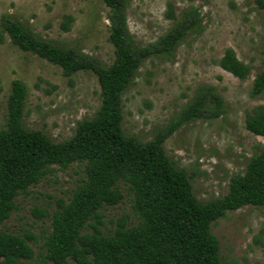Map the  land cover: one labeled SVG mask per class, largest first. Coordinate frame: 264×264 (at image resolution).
<instances>
[{"label": "rangeland", "instance_id": "374dc122", "mask_svg": "<svg viewBox=\"0 0 264 264\" xmlns=\"http://www.w3.org/2000/svg\"><path fill=\"white\" fill-rule=\"evenodd\" d=\"M168 4L176 17L189 7L199 15L196 29L188 32L169 56L144 59L120 96L121 130L146 142L173 121L200 86L220 95L223 114L212 120H193L179 126L162 144L167 158L189 178L199 202L222 197L230 177L244 171L247 160L264 145L244 127L245 112L264 105V90L250 96L254 76L264 62V12L253 0H127L125 23L139 48L155 43L173 26L165 18ZM8 16L40 39L74 50L102 65L113 57L108 38V8L100 0H0V19ZM68 18V29L62 23ZM231 48L250 68L244 80L221 70L218 59ZM25 88L21 125L38 130L52 142L69 139L75 124L91 118L99 106V87L90 71L65 78L51 63L13 46L6 35L0 42V129L5 126L10 84ZM82 178L75 164L65 170L53 167L26 194L14 199V210L0 223V232L32 235L30 261L42 259V239L49 231L48 218L36 219L32 209L48 215L56 199H66ZM104 233L123 215L133 221L129 198L101 210ZM218 255L226 264H264V207L244 206L226 213L210 225ZM49 264V263H48ZM66 264H74L67 261Z\"/></svg>", "mask_w": 264, "mask_h": 264}, {"label": "trees", "instance_id": "16d2710c", "mask_svg": "<svg viewBox=\"0 0 264 264\" xmlns=\"http://www.w3.org/2000/svg\"><path fill=\"white\" fill-rule=\"evenodd\" d=\"M108 8V42L112 60L102 65L72 49L38 38L20 23L3 16L0 42H9L57 66L65 78L90 71L99 87V106L91 118L75 124L71 137L52 142L38 130L21 125L25 88L10 84L5 126L0 129V223L14 210V199L24 195L53 167L65 170L75 164L82 178L64 200L58 198L48 215L33 208L36 219L48 218L49 231L42 239V259L48 264H226L210 225L226 213L244 206L264 207V145L250 157L241 174L230 177L226 193L204 203L193 196L189 178L167 158L162 144L179 126L193 120H212L223 114L224 104L210 86H200L177 117L146 142L121 130L120 96L141 62L151 55L169 56L184 36L197 28L199 15L189 7L176 17L170 4L165 18L173 26L158 40L139 48L128 33L124 9L127 0H100ZM264 12V0H253ZM68 18L62 23L68 29ZM219 68L244 80L249 66L226 48ZM264 90V62L254 76L250 96ZM245 129L264 136V105L245 112ZM129 198L128 215L116 218L105 233L101 210ZM32 235L0 232V264L30 261Z\"/></svg>", "mask_w": 264, "mask_h": 264}]
</instances>
